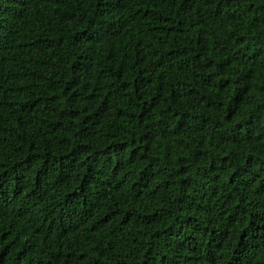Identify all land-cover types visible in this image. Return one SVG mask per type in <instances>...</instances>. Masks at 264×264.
<instances>
[{
	"label": "trees",
	"instance_id": "1",
	"mask_svg": "<svg viewBox=\"0 0 264 264\" xmlns=\"http://www.w3.org/2000/svg\"><path fill=\"white\" fill-rule=\"evenodd\" d=\"M0 264H264V0H0Z\"/></svg>",
	"mask_w": 264,
	"mask_h": 264
}]
</instances>
